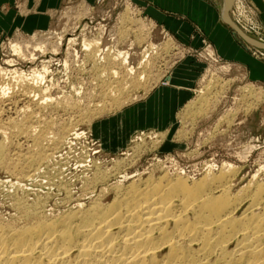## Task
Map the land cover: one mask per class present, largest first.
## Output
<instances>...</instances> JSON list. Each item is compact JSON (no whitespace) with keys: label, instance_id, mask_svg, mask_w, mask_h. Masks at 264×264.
I'll use <instances>...</instances> for the list:
<instances>
[{"label":"rangeland","instance_id":"rangeland-1","mask_svg":"<svg viewBox=\"0 0 264 264\" xmlns=\"http://www.w3.org/2000/svg\"><path fill=\"white\" fill-rule=\"evenodd\" d=\"M203 1L219 13L220 0ZM0 13L4 17H11L13 22L11 29L0 30L1 67L8 70H21L27 74L32 69H40L42 63L50 61L45 86H52L51 97L59 101L64 96H71L77 101L80 100L77 103L81 107L79 110H64L57 106L39 109L34 106L33 100L19 96V89H17L19 84L13 79L15 76L13 75L9 77L8 82L14 88V93L11 95L14 97L4 101L3 111L0 110V122L7 124L10 119L19 120L20 110L31 105V108L41 116H37L35 120L32 118V122L36 123L38 120L37 125L34 123L33 126L48 125L51 132L52 130L57 132L59 128L67 126L86 133L83 138L70 140L72 145H64L49 152L55 155L53 154L51 161L43 166V171L41 170L31 181H25L22 184L29 199L38 196L47 197L44 202L47 209L62 212L80 203L86 205L102 187L115 184L123 173L129 176L140 173L147 178L152 172L160 175L159 171L165 169L172 174L175 169L184 171V174L188 173L187 175L192 178H201L207 169L211 168L213 172H218L223 164L232 165L235 169V173L232 171L228 173L233 192L240 190L253 175L255 178L253 181L264 183V49L245 40V38L253 39L256 43L264 45V0H236L234 4L228 5L230 17L245 36L238 35L220 21L219 24L232 35L243 52V58L232 60L220 54L217 46L201 35H199L200 44L194 42V38L187 43H182L181 38L172 36L160 26L161 24L152 20L145 5L136 0H13L1 4ZM39 14L47 17L46 26L44 29L29 31L34 25L33 23L30 25L32 18L35 19L34 17ZM130 17H132L131 20H129ZM23 19L24 27L28 30L18 28ZM59 36H62L63 40L57 54L48 51L55 47L53 44H57ZM95 36L100 39L101 49L109 48L107 52L111 50L110 52L113 51L114 55L118 51L129 53V62L133 67L138 65L144 52L151 53L149 59L151 62L153 60V65L146 69L143 66L141 69H136L135 74L142 72L145 74V79L136 86L135 84L127 86L124 90L127 99L120 103L121 106L112 108L111 105L110 107L109 104L104 103L107 109L103 107L100 113L88 117L84 111L95 109L93 106L100 102L102 94L99 93L101 91L99 79L94 76L92 62L83 63L86 52L81 42L83 37L91 40L90 37L94 39ZM69 39H75V44L70 45V53H72L67 55L68 58L70 57L68 59L70 66L66 71L63 68V61L66 59ZM13 41H19L22 44L26 42L28 43H25L26 45L31 46L26 49L28 50L26 59L19 58L11 52L10 43ZM42 42L47 48L45 53L34 49V45L37 46ZM151 45L157 47L154 50L156 54H153ZM73 51H76L75 54ZM29 53L34 55L33 61ZM75 55H78L76 59H74ZM8 60L14 63L11 66L7 65ZM117 66L120 68L119 65ZM180 66L184 67L179 80L184 83L180 91L185 94L182 95L185 99L172 102L170 126L162 129L152 126L132 129L127 140L124 144L121 143L120 147L115 145L116 142L111 143V146L105 145L95 131L96 126L100 122L113 118L122 109L136 104L139 97L158 84L173 90L172 85L167 82V77ZM125 69L123 68L124 72ZM132 79L130 80L133 81ZM208 84L215 85V88L209 90L205 103L200 105V92ZM247 86L256 89L254 94H257L255 97L246 96L250 107H246L247 103L240 104L242 102L239 100L242 89ZM174 91L178 94L179 87ZM176 97L179 98L178 95ZM255 98L260 99L257 102L254 101ZM85 108L88 109L81 110ZM78 120L81 121L78 122ZM110 129L104 132L109 137L111 135L117 137L123 131L117 126H112ZM163 132H167L166 135ZM16 138L11 139L12 146L10 145L9 150L11 157L14 158L19 153H26L27 146L30 143V146L33 144V140L27 135ZM139 139H142L144 143H140L141 146L134 150ZM16 150L17 152L19 150V153ZM173 163L176 165L173 166ZM57 167L59 170L56 169ZM94 173L106 174L107 183L96 184L95 187L92 186L93 189L85 191V186L89 184ZM7 179L13 178L0 168V215L3 217L5 215V219L13 214L11 193L5 182ZM59 179L63 185L68 186V193L56 186Z\"/></svg>","mask_w":264,"mask_h":264},{"label":"bare ground","instance_id":"bare-ground-1","mask_svg":"<svg viewBox=\"0 0 264 264\" xmlns=\"http://www.w3.org/2000/svg\"><path fill=\"white\" fill-rule=\"evenodd\" d=\"M235 2L236 0H220L219 18L224 24L230 23L245 37L228 13V5ZM88 39H81L83 50L86 52L83 63L92 62L94 76L99 79V93L102 94L100 102L93 106L95 109L91 108L88 112L84 111L88 108L81 109L85 115L91 117L89 115L100 113L103 107L107 109L105 104L111 105L112 108L121 106L120 103L127 99L124 94L127 86H136L145 79L142 72L135 74L136 69L152 66L153 60L151 62L149 59L151 53L144 52L138 65L133 67L129 62V53L118 51L114 55L111 50L110 53L107 52L109 48H100L101 42L97 37ZM246 39L251 44L264 48L263 43ZM62 40L63 37L59 36L57 44H53L55 47L48 51L57 54ZM25 43L13 41L10 43L11 52L26 59V49L31 46ZM67 43L66 59L63 61L66 71L70 66V57L67 55L72 53L70 45L75 44V39H69ZM151 48L153 54H156L154 50L157 47L151 45ZM34 49L40 50L41 53L47 51L43 42L34 45ZM29 56L33 61L34 55ZM77 56L75 55L74 59ZM13 63L12 60L7 61V65L11 66ZM49 64L50 61L44 62L40 69H32L27 74L17 69H4L0 65V110L5 100L14 97L11 96L14 88L8 82L9 77L13 75L16 76H13V79L19 84L18 88L15 86L19 89V96L33 100L34 106L39 109L57 106L64 110H79V99L77 101L71 96H64L62 100L56 101L51 97L52 86H45ZM117 65L120 68H117ZM123 68H126L125 72ZM128 77L133 78V81ZM167 82L171 84V77H167ZM214 86L208 84L201 90L200 105L205 103L209 90L215 88ZM255 90L250 86L244 87L239 99L242 102L240 104L248 102L247 95L255 97ZM259 99L255 98L254 101L258 102ZM247 104L246 107L251 106L250 103ZM23 108L20 110L19 120L10 119L7 124L0 122V168L14 179L5 181L11 193L13 214L7 219L4 218L5 215H0V264H264V183L253 181V175L240 190L233 192L228 174L235 170L232 165L223 164L218 172H213V169L208 167L201 178H192L188 173L184 174V171L175 169L172 174L165 169H159L160 175L152 172L147 178L140 173L131 176L123 173L118 177L121 180L117 179L115 184L101 186L98 194L92 196L86 205H72L73 208L62 212L47 209L44 203L47 197L29 199L22 184L31 181L43 166L51 161L54 153L49 152L64 145H72L70 140L83 138L86 133L67 126L56 128V133L54 130V133L49 131L48 125L35 127L32 118L35 120L40 115L31 105ZM167 132L163 134L166 135ZM21 135H27L33 140V144L25 147L26 153L20 154L19 150H16L19 154L16 158L11 157V139ZM138 142L134 150L141 146L140 143H144L142 139ZM174 164L176 165L173 163V166ZM56 169L59 170V167ZM59 180L56 186L68 193V186ZM99 183H107L106 174L94 173L89 184H86L85 191Z\"/></svg>","mask_w":264,"mask_h":264},{"label":"crops","instance_id":"crops-1","mask_svg":"<svg viewBox=\"0 0 264 264\" xmlns=\"http://www.w3.org/2000/svg\"><path fill=\"white\" fill-rule=\"evenodd\" d=\"M12 1L13 0H0V5L4 2ZM136 1L145 5L152 20L161 24L160 26L172 36L181 38L180 41L182 43H187L190 39L194 38V42L200 44L199 35H201L214 43L219 53L225 56V58L231 60L239 57L243 58V52L234 41L232 35L219 24L220 12L217 13L212 6L208 5V3L203 0ZM34 18L35 19L32 18V22H30V25H32V23L34 25L29 31L44 29L47 17L43 14H39V16H35ZM24 19L20 22L18 28L27 29L24 27ZM12 26L13 22L11 21V17H4V15L0 13V30L11 29ZM183 68V66H180L169 76L171 77V84L169 85H172L174 89L179 87L178 94H176L174 89L172 90L170 87L158 84V86L150 89V91L139 97L136 104H132L129 108L122 109L116 116L108 121L100 122V124L96 126L95 131L104 141L105 145L111 146V143L116 142L115 145L120 147L121 143H125L132 129H144L148 126L157 129L168 128L171 123L172 102L185 99L183 98L185 94H182L180 91L181 85H184V83L179 80L182 76ZM177 95L179 98L176 97ZM173 107H175V105ZM112 126H117L118 129L121 127L123 131L117 137H113L112 135L109 137L108 134L104 132H107L106 130H111L110 128ZM114 136H116V134Z\"/></svg>","mask_w":264,"mask_h":264},{"label":"water","instance_id":"water-1","mask_svg":"<svg viewBox=\"0 0 264 264\" xmlns=\"http://www.w3.org/2000/svg\"><path fill=\"white\" fill-rule=\"evenodd\" d=\"M230 28H232L234 30V32H236L238 35L242 36L241 33L236 29L234 28L230 23H226ZM243 37V36H242ZM261 48V47H260ZM264 49V48H263Z\"/></svg>","mask_w":264,"mask_h":264}]
</instances>
